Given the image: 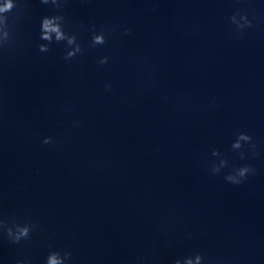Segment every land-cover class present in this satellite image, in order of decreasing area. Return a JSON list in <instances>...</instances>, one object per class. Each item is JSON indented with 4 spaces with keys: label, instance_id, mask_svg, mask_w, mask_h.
<instances>
[{
    "label": "clouds",
    "instance_id": "obj_1",
    "mask_svg": "<svg viewBox=\"0 0 264 264\" xmlns=\"http://www.w3.org/2000/svg\"><path fill=\"white\" fill-rule=\"evenodd\" d=\"M69 0H39L42 5L51 6L53 14L42 16L39 22V40L42 43L37 45L40 53H49L54 45L64 46V60L70 61L83 55L84 48L76 34L66 30V17L63 14L64 6ZM30 0H0V60L6 55H13L17 48V28L22 19L28 15ZM229 22L234 26L235 34L241 36L245 30L254 27L253 21L249 19L246 12L237 10L229 17ZM117 26H113L110 32H115ZM91 35V46H103L108 42V35L105 29H96L95 25L89 28ZM129 28L121 29L122 35H129ZM109 57L103 56L98 60V64L106 65ZM106 91H111L112 85H105ZM214 106V105H210ZM55 141L51 136L45 137L43 144H52ZM252 150L255 157L256 144L253 137L246 132H237L235 139L231 143L233 152L239 154V158L244 160L247 154L245 146ZM211 155L219 158V162H210V170L213 175L221 173V170L228 167V160L224 158L218 149H212ZM256 169L250 165L233 167L224 175V180L233 185L243 184L250 174H255ZM38 225L32 222H20L15 217L3 218L0 214V237L6 238L11 244H20L22 241L30 240L32 234L37 230ZM144 257H137L135 264H143ZM15 264H30L26 259H17ZM44 264H73V254L71 250L57 249L50 246V250L44 258ZM172 264H206V256L203 252L197 251L182 258H176Z\"/></svg>",
    "mask_w": 264,
    "mask_h": 264
}]
</instances>
